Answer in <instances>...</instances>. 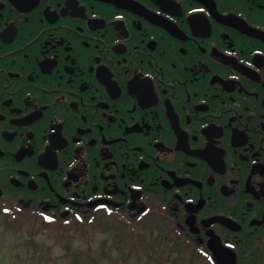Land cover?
<instances>
[{
	"label": "flooded vegetation",
	"instance_id": "1",
	"mask_svg": "<svg viewBox=\"0 0 264 264\" xmlns=\"http://www.w3.org/2000/svg\"><path fill=\"white\" fill-rule=\"evenodd\" d=\"M0 216L264 264V0H0Z\"/></svg>",
	"mask_w": 264,
	"mask_h": 264
},
{
	"label": "rangeland",
	"instance_id": "2",
	"mask_svg": "<svg viewBox=\"0 0 264 264\" xmlns=\"http://www.w3.org/2000/svg\"><path fill=\"white\" fill-rule=\"evenodd\" d=\"M35 229L0 216V264H172L163 249L126 246L129 235L123 231L101 228L55 235Z\"/></svg>",
	"mask_w": 264,
	"mask_h": 264
},
{
	"label": "water",
	"instance_id": "3",
	"mask_svg": "<svg viewBox=\"0 0 264 264\" xmlns=\"http://www.w3.org/2000/svg\"><path fill=\"white\" fill-rule=\"evenodd\" d=\"M217 259H218V261L221 263V264H228V263H226V259H225V257H224V254L222 255V256H220V257H217ZM229 264H236V260H235V258H234V260H230V262H229Z\"/></svg>",
	"mask_w": 264,
	"mask_h": 264
},
{
	"label": "snow or ice",
	"instance_id": "4",
	"mask_svg": "<svg viewBox=\"0 0 264 264\" xmlns=\"http://www.w3.org/2000/svg\"><path fill=\"white\" fill-rule=\"evenodd\" d=\"M49 219H51V218H49Z\"/></svg>",
	"mask_w": 264,
	"mask_h": 264
}]
</instances>
